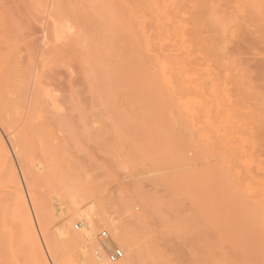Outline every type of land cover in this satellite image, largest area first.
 Masks as SVG:
<instances>
[{"label": "rangeland", "instance_id": "rangeland-1", "mask_svg": "<svg viewBox=\"0 0 264 264\" xmlns=\"http://www.w3.org/2000/svg\"><path fill=\"white\" fill-rule=\"evenodd\" d=\"M128 1L65 0L56 46L68 60L44 71L42 58L52 46L53 0H0V53L16 52V63H29V76L42 75L40 92L52 103L45 104L47 112L55 113L45 109L46 115L41 105L45 115L36 120L43 130L36 136L34 166L20 165L0 127L15 165L0 166V264L41 262L21 216H15L17 185L48 264H64L55 262L51 248L69 250L71 240L86 255L96 254L98 263L104 249L113 247L126 259L125 248L112 237L111 221L136 240L134 264H264V0L203 7L195 0H150L149 88L146 79L135 82L134 74L129 85L120 87L129 74L121 73L118 103L108 100L111 109L89 93L74 40L103 34L101 22L111 18L114 29L126 36L124 26L140 20ZM198 34L209 36L210 45L197 44ZM128 43L124 37L108 62L120 55L127 63ZM158 61L165 63L164 73L160 65L154 67ZM25 82L31 92L30 78ZM143 94L150 95L149 101ZM110 109L120 117L108 114ZM56 112L61 117L53 120ZM50 115L52 120L44 121ZM219 133H228V153L234 158L227 183L222 156L212 145ZM88 216L94 220L89 226L93 237L83 241ZM103 231L110 240L101 241Z\"/></svg>", "mask_w": 264, "mask_h": 264}, {"label": "bare ground", "instance_id": "bare-ground-1", "mask_svg": "<svg viewBox=\"0 0 264 264\" xmlns=\"http://www.w3.org/2000/svg\"><path fill=\"white\" fill-rule=\"evenodd\" d=\"M131 1L132 0L128 1V4H134L132 10L136 11L135 12L136 13L135 14L136 19H138V20L140 19V20H139V25L137 23L135 24V25H137V28L135 25H132L133 23L130 25L127 24L126 27L124 26L125 35H126L124 37H128V39H129V43H128L127 47L125 48L128 52L127 53V63L122 62V60L120 59V55L118 56L117 59H115L114 62L113 61H111V63L108 62V56L111 54L112 51L115 52V46L119 47L121 45L122 39L124 38L122 34H119V32L114 29L115 28V25H114L115 18L109 19L104 24H103V22H101V26H103V25L105 26L104 29L102 28L104 31L103 34L101 31V34L99 33L100 35H98V33L95 35V33H94L91 36L90 34L92 32L89 31L91 33L89 35H85V34H88L89 32L86 30L83 31V29H80L83 32L86 31L88 33L85 32V34H84L82 32V34L79 35L80 34V31H79V32H77L78 35L79 36L85 35L86 37L83 36V37H85L84 39L81 38V40L80 39L77 41H75L76 39L74 40V42H75L74 44H76V46H77V47L75 46V48H77V49L79 48L78 49L79 51H76V49H75L74 51H72V54L75 51L79 53V54L77 53L78 54L77 59L80 58L79 61L82 62L81 66H83L82 68H84L83 71H85L84 75L86 76L87 80L85 79V77H84V79H85L86 83L88 82L87 87H89L90 88L89 91H91L89 93H92L91 96L94 95L93 97L96 96L97 100H101L103 98L102 101H104V99H105V101H106V102L104 101L105 103H108L109 102L108 100L113 102V104L115 102H117L116 98L118 100V97H116V95H118L117 93L119 91L118 90L119 87H116V86L119 85V82H118L119 77L120 78L123 77V76H121V73H123L124 75H126V73H129L128 76L126 75L125 77H123V78H126L124 80L125 82H123V79H121L122 82L120 83V87H123V86H121V84L123 85V83H124V85H125V83L126 84L128 83L127 85L130 84L132 77L129 75H132V74H134V75H132L133 79L138 77L135 79V82H136V80L140 81L139 78H141L144 81L146 79L145 82H147L149 79L148 76L150 75V72L152 69L151 68L152 67L151 62L148 60L149 55L146 53V52H148V49L150 48V44H151V41H150L151 37H149V34H148L149 30H147V29H149L148 24L151 23V19L147 15V13L149 14V11H150V5L148 3V2H150V0H133L132 2ZM223 1H227V0H195V4H200L203 7V6H206L208 4H219ZM126 3L127 2L124 1V4H126ZM53 4L55 6V9H54V12L52 14L53 15V20H52L53 22L51 25L52 28L50 29V32L48 34L50 37V38L48 37L49 43H52L53 47L48 46L49 48L50 47H52V48H50V49L47 48L46 50H49L47 53L45 52L46 50L44 51L46 53L44 58H42L43 59L42 60L43 61V63H42L43 69L42 70L45 69L44 71H46L48 68H50V66L54 63H55L54 65H60L62 63L64 64V62H67V60H68V56L66 57V55H68L67 52H65L66 54L64 55L58 49L60 47L56 46V45H58V44H56V42L59 40V36H60V35L58 36V33L60 31V27L58 26V24L59 25L61 24L63 10H64V13L66 10L63 8L64 6L62 4H67V3H65V0H53ZM71 13L73 15V13H75V12L73 11ZM147 18H149L150 20ZM147 21H150V23H148ZM156 21L158 22L159 19ZM156 21H154L155 24L157 23ZM62 22H64V21H62ZM136 22H138V21H136ZM154 23H153V25H154ZM62 24L64 25L65 23H62ZM66 24H68V23L66 22ZM160 24L159 25L156 24V26L160 27ZM156 26H155V28H157ZM77 27H79V26L77 25ZM138 27L141 28L140 31L139 30L136 31L138 29ZM158 29H160V28H158ZM61 31L63 32V30H61ZM78 35H77V37H78ZM68 37H70V36L68 35ZM109 38H112V39L110 40ZM195 39H196V43L199 45H202V44L204 46L210 45V39L211 38L209 36L206 37L204 35L201 36V34H198V36ZM82 40H84V42ZM71 42L72 43H70V44L73 45V41H71ZM111 42H113L114 45H111ZM71 49H72V46H71ZM14 54H16V52ZM14 54H13V56H15V58L17 59V57H19V56L18 55L16 56ZM13 56H12V53H0V127H1V129H3L4 133L6 134L8 139L10 140L11 145L15 149L19 160H21L20 162H22V163H20V165L22 164L23 166H34L35 160L32 158L34 156V155L32 156V153H34L35 152L34 149H36L35 148L36 139H37L36 136H38L37 135L38 133L41 134V132L43 130V129L41 130V128H40V130H41V132H40L39 128L37 129V126L39 124H37L36 120L38 119V114H41L40 112L43 109V108H41V105L45 106V104H48V102L46 99L47 97H45L43 95L44 92L43 93L40 92V86H41L40 83L42 81H41V78L39 79V76H42V75L31 76L32 75V73H31L29 76L31 68L29 69L28 66H25V65L29 64L28 62H25V60H28V59L24 58L25 60L23 62H25L24 63L25 65L23 63L22 64L25 67L24 66L22 67L19 65L18 62L16 63V61L14 60L15 58ZM74 56H76V55H74ZM21 62H22V60H21ZM21 62H20V64H21ZM159 62L160 61H158L157 63L155 62L154 67H157V66L159 67V65H160ZM156 64H157V66H156ZM163 64L165 65V63H163ZM54 65H52V67ZM164 65H160L163 69L162 70L163 73H164V68H163ZM161 67H160V69H161ZM165 69H166V67H165ZM158 70L159 69H157V73H159ZM33 71H34V69H33ZM133 71H137L136 72L137 76H135V72L130 73ZM40 72H41V70H40ZM38 73H39V71H38ZM119 74H120V76H118ZM44 75H45V72H44ZM117 77H118V79H117ZM28 78H30V80L32 82V85L30 87L31 92L26 91V88L29 87L28 84H30L29 82H28V84L26 83L28 81ZM25 80H26V82H25ZM23 82H25L26 85H24ZM117 82H118V84H117ZM149 82H150V79H149ZM22 83H23V86L21 87ZM142 84H144L143 81H142ZM145 85H146V87L149 88V83L145 84ZM145 85H143V86H145ZM126 86L124 87L125 89H126ZM134 86L136 87L137 84L136 85L133 84V87ZM130 87L131 86H129V88ZM133 87H132V89H133ZM115 88H117L116 90H118V91H116ZM28 93H29V96H28ZM40 93H41V95H40ZM76 95L77 94H74L72 97L74 98V96H76ZM41 96L42 97L44 96L43 98L46 99V101L43 100V98ZM46 96H48V95L46 94ZM143 96H144V94L142 95V98H146L149 101L150 95L146 94L145 95L146 97H143ZM75 98H77V97H75ZM78 99H80V98H78ZM49 100H51V99H49ZM142 100L143 99H141V101ZM57 101H59V100H57ZM74 101L75 100L73 99V102ZM78 101H83V99L78 100ZM148 101H146L144 99V102H148ZM42 103H44V104H42ZM70 103H72V102H70ZM84 103H86V102H84ZM79 104H81V102H79ZM88 104L90 105L91 103H88ZM108 104L111 106V109H113L112 108L113 104L110 102ZM148 104H149V102H148ZM150 104H151V102H150ZM48 105H46L44 107V113L47 112L46 108H49L50 105H52V103L49 105V107H47ZM59 105H60V103H59ZM59 105H57V107ZM61 105H62V103H61ZM65 105H67V104H65ZM82 105L83 104H81V106L78 105L79 107H81L80 108L81 110H82ZM75 106H77V105H75ZM93 106H94V104H93ZM72 107H74V106H72ZM85 107L83 109H85ZM96 107H94V108H96ZM53 108H55V106ZM45 109H46V112H45ZM55 109L57 110L59 108H55ZM75 109L77 110V108H74V110ZM90 109L91 108H89V110ZM111 109L108 111V114H110ZM143 109H144V107H143ZM92 110L93 109H91L90 111H92ZM146 110H149V108ZM48 111L49 112H47V113L51 114V112H50L51 110H48ZM59 111H61V110H58L57 112H59ZM54 112H55V110H54ZM57 112H56L57 115H55L54 118L51 117V115L54 116V114H55L52 112L53 114H51L48 118H47V116H45V117H43V119L46 118L48 120L47 122L49 123V120H50L49 118H51V120L53 118V120H54L58 116V114L60 116L61 112L60 113H57ZM77 112H78V110H77ZM77 112L73 111V113H71V114H74ZM84 112H78V113L87 114L89 111L84 110ZM111 112H112V116L120 117V113H118V110L117 111L114 110ZM147 112H149V111H147ZM47 113H46V115H47ZM124 113H123V111L121 112V114L123 116L125 115ZM71 114H69V115H71ZM84 114H82V115H84ZM88 114H91V113H88ZM96 114H99V113H96ZM96 114L94 112V116ZM143 114H145V113H143ZM41 115H43V114H41ZM69 115H68V117H69ZM146 115H144L143 118ZM88 116L90 117V115H88ZM62 117H64V116H62ZM70 117H72V116H70ZM85 117H86V115H85ZM39 119H40V117H39ZM60 119H62V118H60ZM44 121H45V119H44ZM36 124H37V126H36ZM36 131H37V133H36ZM44 133H46V132H44ZM46 136H47V134H46ZM43 137L44 136H42V138ZM213 140H214V142L212 145L215 148L214 152H216L217 154L222 156L221 166H223V169L221 171H225V172H223L224 174H222V175H223V178L226 179L225 183H227V181H228V168H230L228 166H232L233 160H234V158H232L231 155L228 153V133H225V134L219 133V134L215 135ZM7 144L4 141L3 136L0 135V166H15L14 162L12 160V157H11L10 148L8 147ZM34 154H36V152ZM49 160H50V158H49ZM36 162H37V160H36ZM217 171H219V170H217ZM217 171H216V173H218ZM212 172H213V170H212ZM214 174H215V172H214ZM235 174L237 175V173H235ZM212 176H213V174H212ZM214 176L216 178L217 174ZM234 177H235V175H234ZM212 179L215 181V183L217 182V178L216 179L212 178ZM16 188H17V190H16L17 191V196H16L17 200L15 199L16 208L14 207L15 208L14 210H16V212H18L19 214L17 213V215H16V213H15V216L17 217L19 215L17 217V219L21 216V218H19V219H22L21 221L23 223L20 221L22 223V224L20 223L22 225V228L26 231H29V233L31 234L33 241H34L35 249L37 250L39 256L41 255L39 257L40 261H41L40 264H48L46 261V258L44 257L43 252L41 251L39 241H38V237H37V234H36V231H35L31 216H30V213H29L28 208L26 206L24 196L22 195L23 193H21V189L19 188L18 185L16 186ZM210 211H213V210L210 209ZM211 217H213V216H211ZM86 219L88 221L86 223V225H88V226L86 227L85 231L83 232L85 234V235H82V237L84 239V240L82 239L83 241H89L90 238L92 239V237H93L92 236L93 234L89 230V226L91 224H93L94 220H93V218H91L89 216L86 217ZM108 225L111 228V231L113 234L112 237H114L115 241H117L119 243V244L118 243L117 244L121 245V247L125 248V252H127V257H126V259L124 258L125 262L124 263L122 262V264H134L135 262L137 263L138 261H136V260L139 257V250L137 247L136 240H134V239H132L126 235H122L118 231L117 224L115 221L108 222ZM46 237H47V235H46ZM75 244L76 243H74V241L71 240L69 242V245H70L69 250L67 249L64 251H59V250L53 251V249L51 248L52 251L51 250H49V251H51L50 253L53 256V259L55 260V262L57 261L58 263H64V264H100L97 262V258L95 259V257H94V256H96V254L95 255L92 254L91 256L90 255L88 256V253L86 255L84 253V251H82L81 248L76 247ZM94 245H96V244H94ZM76 248H78V249H76ZM247 261H248V259H247Z\"/></svg>", "mask_w": 264, "mask_h": 264}, {"label": "built area", "instance_id": "built-area-1", "mask_svg": "<svg viewBox=\"0 0 264 264\" xmlns=\"http://www.w3.org/2000/svg\"><path fill=\"white\" fill-rule=\"evenodd\" d=\"M99 238L101 241L110 240V237L106 231L100 233ZM105 255L99 256L100 264H117L124 258V252L119 247H113L111 249H104Z\"/></svg>", "mask_w": 264, "mask_h": 264}]
</instances>
